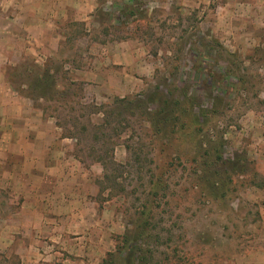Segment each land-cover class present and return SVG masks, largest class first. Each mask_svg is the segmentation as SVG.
I'll list each match as a JSON object with an SVG mask.
<instances>
[{
	"label": "rangeland",
	"instance_id": "374dc122",
	"mask_svg": "<svg viewBox=\"0 0 264 264\" xmlns=\"http://www.w3.org/2000/svg\"><path fill=\"white\" fill-rule=\"evenodd\" d=\"M87 24L1 69L103 163L113 264L264 252V0H103Z\"/></svg>",
	"mask_w": 264,
	"mask_h": 264
},
{
	"label": "crops",
	"instance_id": "0c3cea01",
	"mask_svg": "<svg viewBox=\"0 0 264 264\" xmlns=\"http://www.w3.org/2000/svg\"><path fill=\"white\" fill-rule=\"evenodd\" d=\"M102 1L0 0V264H103L122 232L94 180L103 163L84 161L78 139L1 69L8 49L78 45ZM231 264H264V252Z\"/></svg>",
	"mask_w": 264,
	"mask_h": 264
},
{
	"label": "trees",
	"instance_id": "16d2710c",
	"mask_svg": "<svg viewBox=\"0 0 264 264\" xmlns=\"http://www.w3.org/2000/svg\"><path fill=\"white\" fill-rule=\"evenodd\" d=\"M135 252H136V248L134 247V245H129L126 248L124 247V249L118 250V254H122V253L125 254V263L126 264H138L142 260V257H139L140 260L136 257ZM112 255H113V252L109 253L107 258L104 259L103 264L115 263V262L111 261ZM108 257L109 258L111 257V258L109 259Z\"/></svg>",
	"mask_w": 264,
	"mask_h": 264
}]
</instances>
